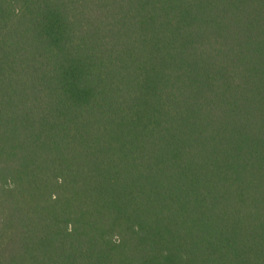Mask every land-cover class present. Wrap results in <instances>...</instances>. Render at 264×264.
Returning <instances> with one entry per match:
<instances>
[{
  "label": "trees",
  "instance_id": "1",
  "mask_svg": "<svg viewBox=\"0 0 264 264\" xmlns=\"http://www.w3.org/2000/svg\"><path fill=\"white\" fill-rule=\"evenodd\" d=\"M0 264H264V0H0Z\"/></svg>",
  "mask_w": 264,
  "mask_h": 264
}]
</instances>
